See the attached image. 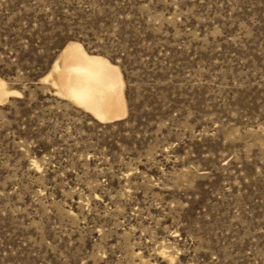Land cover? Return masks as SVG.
I'll use <instances>...</instances> for the list:
<instances>
[{
  "label": "rangeland",
  "instance_id": "rangeland-1",
  "mask_svg": "<svg viewBox=\"0 0 264 264\" xmlns=\"http://www.w3.org/2000/svg\"><path fill=\"white\" fill-rule=\"evenodd\" d=\"M72 41L124 119L56 95ZM0 79V264H264V0H0Z\"/></svg>",
  "mask_w": 264,
  "mask_h": 264
},
{
  "label": "bare ground",
  "instance_id": "bare-ground-1",
  "mask_svg": "<svg viewBox=\"0 0 264 264\" xmlns=\"http://www.w3.org/2000/svg\"><path fill=\"white\" fill-rule=\"evenodd\" d=\"M50 79L56 95L83 108L101 123L119 121L127 115L125 82L119 66L104 56L90 54L79 42L72 41L62 50L46 76ZM6 92L7 88L0 89V101L8 97Z\"/></svg>",
  "mask_w": 264,
  "mask_h": 264
},
{
  "label": "snow or ice",
  "instance_id": "snow-or-ice-1",
  "mask_svg": "<svg viewBox=\"0 0 264 264\" xmlns=\"http://www.w3.org/2000/svg\"><path fill=\"white\" fill-rule=\"evenodd\" d=\"M7 87V85L4 84V82L0 81V89H5ZM5 95L8 96H14V97H21V92L19 91H10V92H6L4 93ZM2 102V101H0ZM91 111V109H90ZM98 119H103L102 116H98ZM228 161L225 160L224 163H227ZM32 165L34 168L39 169V164L33 160L32 161ZM97 200L100 199L99 196L96 197ZM172 235L174 236H180L179 232H173ZM165 241H167V237L165 236ZM157 248H159L160 250L157 251L155 253V257L149 256L148 260L144 261L143 264H151V262L153 261V259H156V264H177V256L180 255V253L178 252V250L174 249V246L171 245L170 241H167V244L165 247L161 248L159 244L156 245ZM101 259H104V254L101 251L99 254ZM137 255H139V253H137ZM145 255H147V253L145 252ZM214 259V258H213Z\"/></svg>",
  "mask_w": 264,
  "mask_h": 264
}]
</instances>
